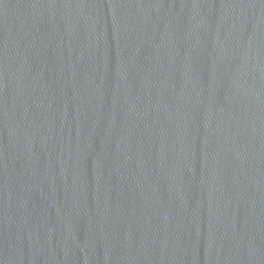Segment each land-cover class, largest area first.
I'll list each match as a JSON object with an SVG mask.
<instances>
[{
    "label": "water",
    "instance_id": "obj_1",
    "mask_svg": "<svg viewBox=\"0 0 264 264\" xmlns=\"http://www.w3.org/2000/svg\"><path fill=\"white\" fill-rule=\"evenodd\" d=\"M0 264H264V0H0Z\"/></svg>",
    "mask_w": 264,
    "mask_h": 264
}]
</instances>
